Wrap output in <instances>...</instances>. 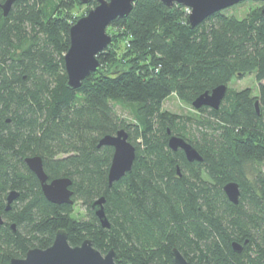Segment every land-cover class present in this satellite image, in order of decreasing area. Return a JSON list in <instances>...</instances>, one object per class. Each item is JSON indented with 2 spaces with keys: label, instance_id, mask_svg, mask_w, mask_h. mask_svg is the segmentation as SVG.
<instances>
[{
  "label": "trees",
  "instance_id": "trees-1",
  "mask_svg": "<svg viewBox=\"0 0 264 264\" xmlns=\"http://www.w3.org/2000/svg\"><path fill=\"white\" fill-rule=\"evenodd\" d=\"M75 4L17 0L8 16L0 7V264L51 246L62 228L71 246L90 238L103 254L114 249L117 264H176L174 248L191 264H264L261 7L242 18L219 11L191 28L186 6L136 0L128 17L109 25L114 39L98 55L99 71L72 89L63 59L78 18L63 12ZM253 74L258 94L229 87ZM221 84L229 87L221 106L201 107L199 117L163 108L172 94L192 105ZM124 128L136 160L110 186L114 147L98 144ZM168 129L193 144L202 162L172 150ZM37 155L50 179H72L86 217L72 215L73 203L47 200L24 162ZM231 181L241 189L237 205L224 192ZM13 190L19 197L6 210ZM104 196L106 228L92 208Z\"/></svg>",
  "mask_w": 264,
  "mask_h": 264
},
{
  "label": "water",
  "instance_id": "water-1",
  "mask_svg": "<svg viewBox=\"0 0 264 264\" xmlns=\"http://www.w3.org/2000/svg\"><path fill=\"white\" fill-rule=\"evenodd\" d=\"M17 0H0V7L3 9L4 16L12 9V5ZM95 1L96 6L91 7L85 15L78 18L70 26L69 39L70 45L64 55L65 71L67 72V85L72 89H78L82 82L94 72H98L101 67V61L98 58L99 53L105 51L109 44L113 42L114 37L108 32V27L115 19L119 17H128L134 7L136 0H79L81 4H89ZM164 2L168 7L174 4L186 6L189 9L187 21L191 28L205 21L219 11H224L229 7L248 0H159ZM261 6V15L264 18V0ZM226 84L214 87L210 92L201 93L192 106L199 110L201 107L218 109L228 90ZM254 107L258 114L261 113L259 100H255ZM168 145L174 151L183 150L188 161L202 162L203 155L197 148L185 140L182 136L171 134ZM108 145L114 147L112 163L109 167L108 181L112 186L115 181H119L128 172L132 171V166L136 160V146L129 140L128 132L119 129L116 133L106 134L100 140L98 147ZM24 162L29 169L38 177L42 192L50 202L61 205L62 203H74L73 189L71 188L72 179L66 176H59L50 179L49 174L45 172L44 161L42 156H26ZM180 174V173H179ZM224 192L229 200L237 205L240 200L241 189L238 182L225 183ZM19 197L18 190H13L8 194L6 210L11 209V204ZM105 196L96 199L92 208L97 214L100 224L106 228L110 227L109 219L105 214L104 203ZM4 219L0 216V224ZM15 229V224H12ZM55 240L47 248L32 247L24 257L12 258L11 264H117L118 257L114 249H110L103 254L97 247H94L90 238L84 240L80 245L71 246L68 240V234L65 228L59 229L55 235ZM234 252H241L243 244L233 242ZM176 264H191L188 259L180 253L177 248L172 251ZM195 264H203L196 262Z\"/></svg>",
  "mask_w": 264,
  "mask_h": 264
},
{
  "label": "rangeland",
  "instance_id": "rangeland-1",
  "mask_svg": "<svg viewBox=\"0 0 264 264\" xmlns=\"http://www.w3.org/2000/svg\"><path fill=\"white\" fill-rule=\"evenodd\" d=\"M263 5V2L256 1V0H248L240 2L237 5H234L232 7H229L225 10V13L227 15H235L238 18H242L246 16L247 14L251 13V11L256 10L257 8H260ZM91 8L88 4H75L74 8L69 10V12L64 11L63 15H68L72 21H75V19L79 18L80 16H83L86 14L87 10ZM111 34V33H110ZM119 46H123V43L120 42ZM229 87H233L235 89H243V88H251L253 90L254 94L259 93V86L258 82L256 81L255 75H247L242 76V78H234L229 84ZM163 108L165 110H169L174 113H180L183 115H191L193 117H199L200 112L197 111L192 105H187L182 100L178 98V96L172 94L169 97L166 98ZM126 109H122L118 107V112L120 114H125L126 116L129 115ZM74 211L72 215L75 218L82 219L83 217H86V207L84 204H81L79 201H74Z\"/></svg>",
  "mask_w": 264,
  "mask_h": 264
}]
</instances>
